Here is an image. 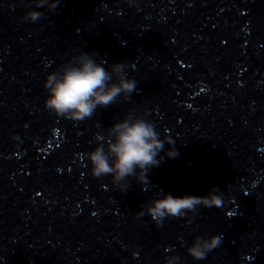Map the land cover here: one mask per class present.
<instances>
[{
  "label": "clouds",
  "instance_id": "1",
  "mask_svg": "<svg viewBox=\"0 0 264 264\" xmlns=\"http://www.w3.org/2000/svg\"><path fill=\"white\" fill-rule=\"evenodd\" d=\"M20 3L28 10L19 19L38 23L44 18V12L33 9L45 8L48 13L56 14L61 0H20ZM136 3L137 0H127L130 7ZM76 31L79 34L80 30ZM97 55L95 52L75 55L46 75L42 85L47 94L43 101L45 110L57 118L83 122L91 119L98 108L107 109L116 104L118 98L126 102L137 92V81L129 78L126 71L128 63L116 62L105 67L107 61L101 59L98 62ZM135 111L131 109L105 132H98L94 137L97 146L79 154L80 160L90 163L92 177L111 176L112 185L120 193L129 190V177L143 186L149 184L148 173L164 160L161 152L169 159L179 155L175 141L170 136L160 139L155 122L136 115ZM166 144L169 146L167 149ZM155 197L142 203L135 217L149 216L158 229L163 227L165 219L187 218L191 222L193 216L190 213L195 214L200 207L219 208L224 202V193L216 186L204 196H174L160 190L155 192ZM221 244L219 234L197 235L186 247V252L193 260L201 261ZM165 252L169 254L165 256L164 264H180V257L173 249L166 248Z\"/></svg>",
  "mask_w": 264,
  "mask_h": 264
}]
</instances>
